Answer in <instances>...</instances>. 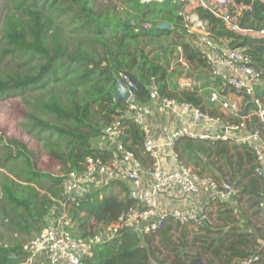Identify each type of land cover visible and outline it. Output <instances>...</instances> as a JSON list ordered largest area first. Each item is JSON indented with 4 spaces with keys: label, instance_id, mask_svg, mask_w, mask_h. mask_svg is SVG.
I'll list each match as a JSON object with an SVG mask.
<instances>
[{
    "label": "trees",
    "instance_id": "1",
    "mask_svg": "<svg viewBox=\"0 0 264 264\" xmlns=\"http://www.w3.org/2000/svg\"><path fill=\"white\" fill-rule=\"evenodd\" d=\"M234 2L241 8L240 31L264 30V0ZM185 6L181 0H0V102L17 97L24 100L28 107L24 130L61 163L64 174L83 170L89 156H100L94 140L121 115L126 126L122 145L136 159H143V132L126 116V101L116 99L120 73H128L135 81L134 94L142 103L151 101L155 92L160 99L192 102L207 110L196 93H180L169 84V61L148 49V44L175 31L162 24L184 30L180 13ZM193 12L207 21L215 37L229 39L232 46L250 45L253 60L264 68V37L231 30L208 8L199 6ZM186 53L191 60L201 56L188 49ZM175 151L185 164L196 168L211 164V157L212 162L221 158L226 164L237 157L238 166L244 155L247 163L253 158L249 151L242 154L238 146L227 142L209 144L185 137L177 141ZM242 176L247 181H238L241 193L264 199L254 168ZM63 179L39 169L26 143L0 131V264H25L24 244L46 226L53 209L62 212ZM114 186L120 192H113ZM124 191V182L116 180L79 197L78 204L68 208L78 234H93L130 208L133 200ZM178 228L179 224L168 222L148 234L124 231L100 245L84 264H199L200 258L188 260L182 252L188 245L186 228L179 242L174 239ZM257 230L236 237L231 228L223 236L196 235L194 241L210 252L208 264H238L254 253L264 258V233L261 236ZM196 231L211 235L213 229L202 226ZM158 236L172 253L161 255L155 244Z\"/></svg>",
    "mask_w": 264,
    "mask_h": 264
},
{
    "label": "built area",
    "instance_id": "2",
    "mask_svg": "<svg viewBox=\"0 0 264 264\" xmlns=\"http://www.w3.org/2000/svg\"><path fill=\"white\" fill-rule=\"evenodd\" d=\"M163 1L142 0L146 3ZM181 1L186 3L180 13L184 18L185 34L218 82L211 92L210 101L229 111L230 116L212 114L192 102L159 98V110L173 113L176 117L175 123L161 126L162 139L159 140L147 130L152 108L136 99V83L131 76L120 73L118 85L129 92V96L123 99L127 103L126 116L130 112L129 118L142 130L143 149L152 159L149 172L144 174L140 165L127 154L121 142L126 130L124 115L116 117L99 137L100 144L109 149L110 159L89 156L83 170H72L64 175L62 198L59 200L62 212L57 214L53 209L47 225L24 244L23 249L27 253L25 264H35L38 259H45L48 264H84V260L92 257L100 245L127 230L148 234L159 230L168 221L179 225L192 224L196 229L210 224L215 208L232 201L237 189L230 181L186 165L175 151L177 141L184 137L247 148L254 156V175L261 181L264 198V96L258 93L262 72L254 65L250 45L232 46L227 41H216L209 32L207 21L194 18L191 12L199 6L208 8L231 30L238 32L241 30L238 21L241 10H235L233 14L223 13L217 1L222 4L225 0ZM189 7L194 9L189 11ZM228 90L247 97L245 109L228 99ZM111 180L129 185V196L133 200L131 207L123 211L116 221L93 234L82 236L75 233L68 208L78 204V198L89 193L91 187ZM170 190H179L191 200L177 208H161L160 196ZM238 264H264V258L260 253H254Z\"/></svg>",
    "mask_w": 264,
    "mask_h": 264
},
{
    "label": "rangeland",
    "instance_id": "3",
    "mask_svg": "<svg viewBox=\"0 0 264 264\" xmlns=\"http://www.w3.org/2000/svg\"><path fill=\"white\" fill-rule=\"evenodd\" d=\"M217 6L219 9L225 14H233L236 12L235 10L240 11V7H237L232 0H225L222 4L220 1H217ZM189 10L194 9L192 7L188 8ZM0 21H2V17H0ZM170 29H173V26L169 24ZM179 31V29H176ZM179 38L174 33L170 35H166L164 40L160 42H154L152 44H148V49L153 51L154 56L167 59L170 65L175 64L177 58L175 57V52L173 48L168 50L169 44L173 46L174 42ZM200 72H204L202 70L195 69L192 74H199ZM28 110L27 105L24 100L20 97L10 98L0 102V131L6 137L16 138L26 143L28 148L33 151V155L37 160V166L41 170L52 172L56 175L64 176V167L61 165L59 161L53 158L46 152L43 144L36 141L30 134H28L23 127L24 122V112ZM214 158L211 157L209 160L211 164L215 166H219L222 172H224L223 179L225 181H230L234 184L237 189V194L233 201H231L229 208L230 210H221L220 207H217L212 214V222L210 224L213 232L211 235L208 233H198L195 227L191 225H180V228L174 229V239L179 242V237L182 233V229L186 228L187 237L186 240L188 245L184 248L183 253L188 260H195L196 258H200V260L204 264H208L209 257L207 250H205L202 246L199 245L198 242L194 241V237L196 235H204L207 238H213L218 235H225L231 228H234L233 233L237 237L240 233L246 234L248 232H254L257 229H260L259 233L262 236L264 233V201L257 196L248 195L246 193H241L240 189H242L240 182L244 181L243 174L244 170H248L249 166L244 163L242 164V171L237 163V157L231 164H226L225 161L221 158L216 159L215 162H212ZM239 167V171L236 172V167ZM231 169V170H230ZM197 170H202V168H197ZM230 170V171H229ZM207 173L215 174V170L209 169L206 170ZM220 172V171H219ZM221 173V172H220ZM238 183V185H237ZM240 189H239V188ZM223 209H225V204L222 205ZM227 208V207H226ZM75 225V224H74ZM226 228V229H225ZM76 233L78 230L74 229ZM258 232V230H257ZM157 236V235H155ZM155 244L159 246L162 251V256L167 255L168 253H172L171 250H167L163 247L159 241V236L155 237ZM226 238V237H225ZM199 256V257H198ZM35 264H48L45 259H38Z\"/></svg>",
    "mask_w": 264,
    "mask_h": 264
},
{
    "label": "crops",
    "instance_id": "4",
    "mask_svg": "<svg viewBox=\"0 0 264 264\" xmlns=\"http://www.w3.org/2000/svg\"><path fill=\"white\" fill-rule=\"evenodd\" d=\"M232 2L234 5V3H235L234 0H232ZM237 7H239V6H237ZM189 11H191V10H189ZM191 12L193 13L192 15L194 16V18H196V17L199 18V16L195 12H193V11H191ZM207 25H208V23H207ZM173 28L175 31L172 33V35H174V33H176V35L178 36L179 39L174 42L173 46L171 45V43L169 44L171 47L169 50H171L173 48V51L175 52V57L177 58V61L175 62V64L169 66V84L177 86L176 91H178L180 93L182 91L190 92V93H194V94L196 93V95L201 98L202 106L206 107V109L208 111H210L212 114L222 115V116L223 115L230 116L229 111L224 110L223 108L218 106V104H215V103L210 101L211 92L215 87H217L218 82L211 75V72H210L208 66L206 65V63L204 62V60L203 61L199 60V57L201 59H202V57L199 56L195 60H191L188 58V53H186L187 49L189 50V52L195 51L197 54L200 53L199 50H197L196 47L188 40L187 34H185L184 30L179 28V31H177L176 29H178V28H176V27H173ZM208 29H209V27H208ZM262 31L256 32V31H252V30H245V31L242 30L240 32L243 35H249L251 37L260 38V37H264V33ZM212 35L216 41H219L222 43L224 41H227L229 43L231 42L229 39L218 38V37H215L214 34H212ZM185 45H187L186 48H185ZM251 49H252V47H251ZM258 53L260 54V52H258ZM262 56L264 57L263 54H262ZM255 63H256V67L262 72V79L258 85V93L261 96H264V68L258 66V62L254 61V65H255ZM195 69L202 70L204 72H200L199 74L193 75L192 72ZM226 95L230 101L237 102L238 104H240V107L242 109H245V106L247 105V99H246L247 97L246 96H244L243 94H241L239 92L233 91V90H228L226 92ZM158 100H159V97H157V95L155 96V94H153V99L149 102H146V104L150 105V107L152 108V113H150V116H149L148 122H147V130L151 135H153L157 139L161 140L162 139V135L160 133L161 126L164 123H175L176 117L173 113L167 114V113L159 110ZM230 145L235 146L233 144H230ZM94 147L101 153L100 154L101 157H103L105 160L110 159L109 149L103 147L100 144L99 138L98 139L96 138L94 140ZM240 148H244V147H239V150L242 154H244L245 151H249L247 148H244L246 150H243ZM127 154L140 165L141 170L144 174H148L149 169H150L151 164H152V159L149 155H147L145 153L146 156L144 155L143 159H136L134 157V155L132 153H130L129 151H127ZM243 160H244V162L242 164L246 163L249 166V169L255 167L254 156L251 159L250 163L246 162V160H247L246 155H244ZM189 166L196 169V170H197V168H199V169L202 168V170H199V172L201 171V173L209 174V175H212V176H214L220 180H224L223 176H222L224 174V172L221 171L219 166H215L213 164H209V165L205 166L204 168H203L202 164H200L199 167H197V168L192 166V165H189ZM239 167H240V170L242 171V165H239ZM208 168L212 169V170L214 169L215 174L205 172L206 170H208ZM236 169H237V167H236ZM245 171L246 170H244L242 172H245ZM114 181H116V180L105 181L103 184H100L98 186H93V187H91L90 192H94V191L103 189L105 186L109 185L110 183H112ZM124 187H125V191L122 193L127 192L129 195V185L126 182H124ZM120 190L121 189L119 186H114V188H113V192H120ZM190 200L191 199L189 197L184 196L179 190H170V191H167L166 193H163L160 196V207L161 208H177V207H180L182 205H185ZM263 201H264V199H263ZM230 203H231V201L228 202L227 204H225V207H224L225 209H223L222 205H218L217 207H220V208L222 207L221 210H226V207L228 208V206H230ZM49 219H50V217L48 216L47 222H49ZM168 222L175 223L173 221H168ZM74 224H73V230L75 228L77 229L76 223H74ZM92 224L95 225V219H92ZM175 224H177V223H175ZM210 224H208L207 226H210ZM187 225L193 226L192 224H187ZM187 225H185V226H187ZM95 229H97V226L94 227V230ZM74 232L76 233L75 230H74ZM263 245H264V241H263Z\"/></svg>",
    "mask_w": 264,
    "mask_h": 264
},
{
    "label": "water",
    "instance_id": "5",
    "mask_svg": "<svg viewBox=\"0 0 264 264\" xmlns=\"http://www.w3.org/2000/svg\"><path fill=\"white\" fill-rule=\"evenodd\" d=\"M161 27L162 28H164V27L168 28L169 24H162ZM128 96H129L128 90L124 86L118 85L117 86V92H116V99L117 100L126 99ZM127 115L129 117L131 115V113L127 112ZM197 261L199 262V264H204L200 259H197Z\"/></svg>",
    "mask_w": 264,
    "mask_h": 264
}]
</instances>
